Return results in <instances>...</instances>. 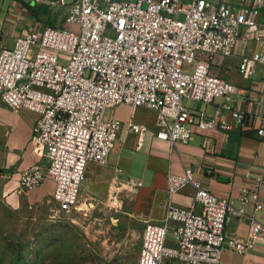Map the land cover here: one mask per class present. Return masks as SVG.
<instances>
[{"label":"built area","instance_id":"built-area-1","mask_svg":"<svg viewBox=\"0 0 264 264\" xmlns=\"http://www.w3.org/2000/svg\"><path fill=\"white\" fill-rule=\"evenodd\" d=\"M60 9V24L35 25L0 51V98L11 108L37 112L33 141L43 165L20 173L24 189L54 180L52 200L61 211L83 210L81 187L90 162L106 163L124 123L139 134L148 125L123 121L107 111L120 104L156 111V136L171 145L201 131L245 129L250 117L229 102L244 89L213 71L226 57L238 70L264 76V0H23ZM231 120L191 109L185 98L212 103ZM257 133L264 135V113ZM141 186L142 181L130 178ZM187 185L191 206L172 196ZM242 200L261 208L264 174ZM168 201L161 222L146 221L137 264H221L225 246L239 253L264 242V223L249 216L245 236H228V214L246 216L244 206L203 184L191 165L167 173ZM199 206V209L196 208ZM172 236L173 242L168 238Z\"/></svg>","mask_w":264,"mask_h":264},{"label":"crops","instance_id":"crops-1","mask_svg":"<svg viewBox=\"0 0 264 264\" xmlns=\"http://www.w3.org/2000/svg\"><path fill=\"white\" fill-rule=\"evenodd\" d=\"M60 20V12L58 18H51L48 13L40 14L37 4L0 0V51L4 46H13L16 36L31 27L44 23L60 24ZM238 62L236 56L226 57L212 68L244 89L242 97L228 99L250 117V125L244 130L235 127L201 131L195 133L189 142L171 145L156 136L155 110L144 106L134 109L128 104L108 109V116H117L124 122L133 117L135 121L148 125V129L143 135L142 146L138 147L139 134L130 131L124 123L109 160L88 164L81 187L83 209L86 204L92 207L105 203L113 205L126 199L131 203L130 214L137 219L142 233L146 221L161 222L163 219L169 198V169L181 172L186 165H191L212 192L230 199L238 207H245L247 215L244 217L227 215L225 230L228 236H245L249 216L264 223V186L260 188L261 208H256L253 200L244 202L241 198L244 187L253 189L256 176L264 174V135L257 133L260 115L264 113V76L260 67L250 76L242 75ZM225 100L219 97L212 103L196 100L184 103L191 109L231 120L230 113L219 107ZM145 109L151 112V116H140L139 111ZM37 116V112L28 108L15 110L0 98V198L15 209L39 207L52 200L53 179L47 178L41 186L31 189L22 188L19 180L22 170L33 163H48L33 141ZM130 178L141 180L142 185H132ZM194 194V188L187 185L174 193L172 199L179 205L191 206ZM168 242H173L172 236ZM168 264L181 263L169 261ZM221 264H264V242H258L244 253L225 246Z\"/></svg>","mask_w":264,"mask_h":264},{"label":"rangeland","instance_id":"rangeland-1","mask_svg":"<svg viewBox=\"0 0 264 264\" xmlns=\"http://www.w3.org/2000/svg\"><path fill=\"white\" fill-rule=\"evenodd\" d=\"M37 6L51 18L61 11ZM130 208L125 199L72 212L53 200L15 209L0 198V264H137L142 233Z\"/></svg>","mask_w":264,"mask_h":264}]
</instances>
